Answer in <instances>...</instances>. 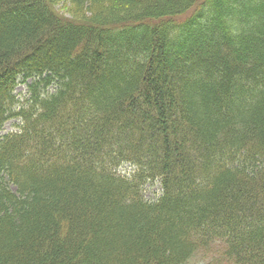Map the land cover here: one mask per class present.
<instances>
[{
	"label": "trees",
	"instance_id": "1",
	"mask_svg": "<svg viewBox=\"0 0 264 264\" xmlns=\"http://www.w3.org/2000/svg\"><path fill=\"white\" fill-rule=\"evenodd\" d=\"M190 261L264 264V0H0V264Z\"/></svg>",
	"mask_w": 264,
	"mask_h": 264
},
{
	"label": "rangeland",
	"instance_id": "2",
	"mask_svg": "<svg viewBox=\"0 0 264 264\" xmlns=\"http://www.w3.org/2000/svg\"><path fill=\"white\" fill-rule=\"evenodd\" d=\"M52 10L58 16L63 17L65 19H69V20H71V19L78 20V19H82V18L88 19L91 16V12L87 8L84 7V9H82L80 12H78L75 7L69 5L68 3H55L52 6ZM208 14H209V11H206L204 14L205 18L208 16ZM232 18L233 17H231L230 15H227L225 17L224 23L221 24L222 30L228 31L229 25H230V23L228 21H230ZM111 37H113V36L109 35L107 38L109 39ZM16 93L17 94L19 93L22 96H26L25 87L19 86L16 89ZM10 129H11L10 125L7 124L4 127L3 131L7 132ZM147 189H148V187H147ZM158 191H159V186L157 184H155V186L151 187L150 189H148L146 191L145 199H152L153 195H158ZM190 264H195V261L194 262L190 261Z\"/></svg>",
	"mask_w": 264,
	"mask_h": 264
}]
</instances>
